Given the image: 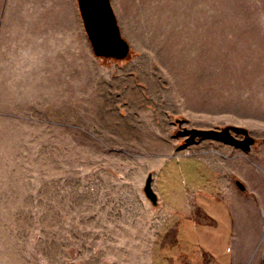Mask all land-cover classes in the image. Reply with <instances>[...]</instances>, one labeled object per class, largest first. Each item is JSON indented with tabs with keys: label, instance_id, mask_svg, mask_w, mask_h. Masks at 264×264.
<instances>
[{
	"label": "rangeland",
	"instance_id": "obj_1",
	"mask_svg": "<svg viewBox=\"0 0 264 264\" xmlns=\"http://www.w3.org/2000/svg\"><path fill=\"white\" fill-rule=\"evenodd\" d=\"M109 1L122 59L94 54L77 0H0V264H164L148 178L264 152V0ZM226 125L248 151L175 135Z\"/></svg>",
	"mask_w": 264,
	"mask_h": 264
},
{
	"label": "crops",
	"instance_id": "obj_2",
	"mask_svg": "<svg viewBox=\"0 0 264 264\" xmlns=\"http://www.w3.org/2000/svg\"><path fill=\"white\" fill-rule=\"evenodd\" d=\"M242 157L254 163L244 176L232 170ZM220 161L215 167L181 157L166 167L160 194L154 192L173 224L171 237L158 252L164 264H258L263 260L264 152L254 151L253 157L236 153ZM233 175L244 183L245 192L237 188Z\"/></svg>",
	"mask_w": 264,
	"mask_h": 264
},
{
	"label": "water",
	"instance_id": "obj_3",
	"mask_svg": "<svg viewBox=\"0 0 264 264\" xmlns=\"http://www.w3.org/2000/svg\"><path fill=\"white\" fill-rule=\"evenodd\" d=\"M77 5L94 54L101 57L124 58L128 53L129 44L120 34L110 1L77 0ZM176 122L181 124L183 120L177 118ZM175 135L184 137L186 142L193 141L197 137L214 138L240 147L245 151H248L254 143V138L247 129L239 125H226L220 128L181 126ZM149 182L150 178L144 186L145 194L149 199L155 201L156 196ZM234 182L239 190L246 191L241 180L235 178Z\"/></svg>",
	"mask_w": 264,
	"mask_h": 264
}]
</instances>
